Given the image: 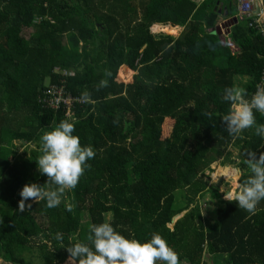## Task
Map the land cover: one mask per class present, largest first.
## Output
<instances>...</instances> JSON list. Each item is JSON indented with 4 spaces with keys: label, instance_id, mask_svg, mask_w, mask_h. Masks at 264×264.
<instances>
[{
    "label": "trees",
    "instance_id": "1",
    "mask_svg": "<svg viewBox=\"0 0 264 264\" xmlns=\"http://www.w3.org/2000/svg\"><path fill=\"white\" fill-rule=\"evenodd\" d=\"M219 2L0 0V264H66L64 247L89 243L91 225L102 222L141 243L160 234L180 264H204V254L264 264V200L249 215L206 180L218 163L238 168L243 182L245 153H264L255 126L229 136L220 117L229 111L225 87L238 83L248 98L258 89L264 37L248 18L227 24L221 44L212 34ZM155 24L182 31L152 33ZM61 121L73 122L72 134L95 155L57 207L26 200L21 210L24 185L48 188L35 161L41 135ZM206 194L216 205L210 218L196 202Z\"/></svg>",
    "mask_w": 264,
    "mask_h": 264
},
{
    "label": "clouds",
    "instance_id": "2",
    "mask_svg": "<svg viewBox=\"0 0 264 264\" xmlns=\"http://www.w3.org/2000/svg\"><path fill=\"white\" fill-rule=\"evenodd\" d=\"M106 86V80L99 82V87ZM248 97L244 88L225 87L222 100L229 104V111L220 116L221 122L229 136H238L245 129L255 126V134L264 138V124H257L254 117V111L264 115V88H258ZM80 99L88 102L89 93H81ZM73 132V122L61 121L53 130L41 135V155L35 162L38 171L47 177L45 184L48 188L37 184L24 185L19 192L21 210L26 200L44 201L48 208H55L61 203L65 190L76 187L88 167L86 161L91 160L95 153L91 146H81L79 137ZM243 162L251 174L241 183L240 170L232 169V176L237 182L226 199L234 201L249 215H254L257 205L264 200V153L257 157L255 152L248 151ZM66 210L71 211V206H67ZM54 238L59 242L63 240L60 232ZM87 241L89 243L76 242L64 247L70 264H180L178 254L158 233L141 243L119 234L110 223L102 222L91 225Z\"/></svg>",
    "mask_w": 264,
    "mask_h": 264
},
{
    "label": "rangeland",
    "instance_id": "3",
    "mask_svg": "<svg viewBox=\"0 0 264 264\" xmlns=\"http://www.w3.org/2000/svg\"><path fill=\"white\" fill-rule=\"evenodd\" d=\"M222 3H224V1L226 0H218ZM235 4V0H233ZM228 24V23H226ZM224 26V25H223ZM221 26L222 28L220 29V43L223 44V40H224V35L223 33L226 32V28ZM162 31V29H154V27L152 28V31ZM168 36H172V35H176L174 34H166ZM241 83H243V81H245L244 79H240L239 80ZM237 87H239V84L237 83ZM15 145L18 147L17 143H15ZM30 148H32L30 146ZM229 151L231 152V158L234 157L236 155V150L229 148ZM24 152V148L23 147H19L18 148V153ZM221 166L218 163H215L211 166V171L208 174V178L206 179L208 181L209 184L211 185H216L218 184V190L219 193L221 194V199L223 200H227V196L228 193L234 190V184L237 182L236 179L232 176V169H234L233 166ZM224 167V168H222ZM239 182L242 183V175H239ZM176 197L179 195V192L175 193ZM33 202V201H31ZM30 202V203H31ZM200 214L202 217H212L213 216V211L215 210V204H213V201L210 199L209 194H206L203 196V198H199L196 200ZM30 203L26 204L29 205ZM183 215V214H182ZM181 215V216H182ZM106 218L109 219V215H106ZM81 223L82 225H85L88 223V216L83 213L82 217H81ZM169 227H172V225H169ZM203 262L204 264H223L222 263V258L221 256H217V258L210 257L207 254L203 255ZM66 264H70V262L66 263Z\"/></svg>",
    "mask_w": 264,
    "mask_h": 264
},
{
    "label": "built area",
    "instance_id": "4",
    "mask_svg": "<svg viewBox=\"0 0 264 264\" xmlns=\"http://www.w3.org/2000/svg\"><path fill=\"white\" fill-rule=\"evenodd\" d=\"M232 6L234 7L233 8L234 13L232 18H235L237 21H242L244 19L247 20L248 18L253 19L252 20L253 24L259 27V30L261 31L264 37V7L262 5V0H235V4H233ZM256 7L258 8L257 13L254 12ZM225 37H227V35H225ZM226 45L232 54H236L238 52V49L227 38H226ZM263 85H264V66L262 69L261 82L258 84V88H262ZM54 91L55 89H51L49 91L52 97V100L49 101V105L53 109H57L59 98L54 97Z\"/></svg>",
    "mask_w": 264,
    "mask_h": 264
},
{
    "label": "crops",
    "instance_id": "5",
    "mask_svg": "<svg viewBox=\"0 0 264 264\" xmlns=\"http://www.w3.org/2000/svg\"><path fill=\"white\" fill-rule=\"evenodd\" d=\"M194 1L197 2V3H200V0H194ZM215 8H217V11L219 12V15H218V17H217V19H216V26H218V25L222 26V24H223V25H224L223 27H225L226 24H224V23H228V19H229L231 16H227V17L224 16V13H226L227 11L225 10V7L223 6V3H222V2L216 3ZM216 26H215V27H216ZM153 27H154V29H162V28H164V27L173 28V29L175 30V34H176V35H173V36H175V37H177V35H179V33H181V31H182V28H180V27H172V26H170V25L155 24V25H153V26L150 28V31H151L152 33H160L159 30H157V31H152V28H153ZM219 30H220V29H219ZM226 33H227V32H225V34L223 33L224 37H225ZM212 34H213V35H218V37H219V34H216L215 32H213ZM219 40H220V37H219ZM179 217H180V216H179ZM179 217H178V218H179ZM174 221H175V220H173V222H174ZM173 222H172V223H173ZM170 228H171V227H170Z\"/></svg>",
    "mask_w": 264,
    "mask_h": 264
},
{
    "label": "water",
    "instance_id": "6",
    "mask_svg": "<svg viewBox=\"0 0 264 264\" xmlns=\"http://www.w3.org/2000/svg\"><path fill=\"white\" fill-rule=\"evenodd\" d=\"M228 6L231 7V3H228ZM257 11H258V8L256 7V9H255L254 12L257 13ZM227 14H228V12L224 13V16L226 17ZM236 23H237V20H236L235 18H231V20L228 21V25H229V27H231V25H235ZM224 24H226V23H224ZM222 26H223V24H222ZM219 29H221V26H220V25H218V26H216V27L214 28V32H215L216 34H220V30H219ZM177 218H178V216L175 217L173 220H176ZM172 222H173V221H172Z\"/></svg>",
    "mask_w": 264,
    "mask_h": 264
},
{
    "label": "flooded vegetation",
    "instance_id": "7",
    "mask_svg": "<svg viewBox=\"0 0 264 264\" xmlns=\"http://www.w3.org/2000/svg\"><path fill=\"white\" fill-rule=\"evenodd\" d=\"M232 5H233V3H232Z\"/></svg>",
    "mask_w": 264,
    "mask_h": 264
}]
</instances>
